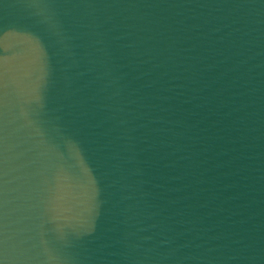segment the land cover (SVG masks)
Segmentation results:
<instances>
[{"label":"water","instance_id":"1","mask_svg":"<svg viewBox=\"0 0 264 264\" xmlns=\"http://www.w3.org/2000/svg\"><path fill=\"white\" fill-rule=\"evenodd\" d=\"M0 264H264V0H0Z\"/></svg>","mask_w":264,"mask_h":264}]
</instances>
